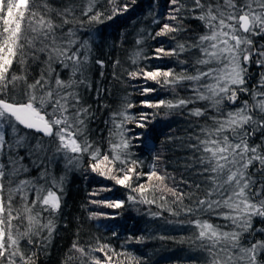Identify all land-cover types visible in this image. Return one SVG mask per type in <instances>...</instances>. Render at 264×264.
I'll return each mask as SVG.
<instances>
[{"label": "snow or ice", "instance_id": "obj_1", "mask_svg": "<svg viewBox=\"0 0 264 264\" xmlns=\"http://www.w3.org/2000/svg\"><path fill=\"white\" fill-rule=\"evenodd\" d=\"M135 3L106 0L105 8L101 0H85L77 16L72 7L56 8L49 0H0V264H37L39 251L46 250L53 238L61 209L64 178L52 166L62 161L65 168H78L85 156L92 172L129 190L128 202L154 204L149 192L169 193L175 207L168 206L163 194L160 207L189 218L207 264H264V238H260L264 228L253 226L254 219L264 221V44L256 39L264 38V0H168L163 22L153 16L159 30L149 35L153 40L169 37L175 46L166 49L161 41L153 57L142 56V50L133 54L143 59L174 57L187 65L179 72L137 68L128 73L174 95L170 100H142L141 106L186 110L192 118L187 147L194 159L186 167L195 165L201 180L182 181L191 189L187 192L165 183L174 181L171 174H160L155 164L145 173L143 161L133 158V140L141 142L135 146L148 148L147 127L154 114L131 115L129 109L136 105L126 102L113 114L118 140H109L108 152L101 154L87 139L92 113L83 102V92L92 87L88 74L93 37L85 26L111 21ZM192 19L201 22L203 34L193 42L177 41L179 34L189 31L186 21ZM184 53L189 57L179 59ZM95 63L104 65L99 59ZM32 65L39 71L29 82ZM252 65L261 71L249 86ZM177 88L188 95L180 97ZM156 91L145 86L140 94ZM241 94L248 99L237 103ZM128 123L145 132L127 136L132 131L126 128ZM256 173L262 179H256ZM141 177L147 178L148 187L139 183ZM111 190L101 188L93 195ZM92 203L113 209L125 205L124 200L108 198ZM102 217L115 218L91 214L93 219ZM72 250L80 254V264H123L121 257L139 264L131 253L117 252L99 239L87 250L74 242Z\"/></svg>", "mask_w": 264, "mask_h": 264}, {"label": "trees", "instance_id": "obj_2", "mask_svg": "<svg viewBox=\"0 0 264 264\" xmlns=\"http://www.w3.org/2000/svg\"><path fill=\"white\" fill-rule=\"evenodd\" d=\"M49 2L56 8L72 7L77 16L85 5V0H49ZM101 2L107 8L106 0ZM167 3L168 0H136L127 13L118 15L103 24L85 26V30L93 37L92 64L88 74L92 87L91 90L83 92V102L89 106V111L92 113L86 135L93 146L98 147L101 154H104L109 151V140L113 142L118 140V136L114 135L117 129L113 122V114L121 111L126 102L136 105L129 109L131 115L154 114L150 116L147 127L148 148L135 146L141 142L133 140L134 146L131 148L133 158L143 161L142 171L145 173L150 172L151 165L155 164L160 174L163 175L165 171L171 174L175 178L174 181L166 180L165 183L169 187H176L177 190L187 192L191 189L182 181L192 184L201 180L195 174V165L186 167L194 159L187 147L191 142L190 136L194 128L192 118L188 116L186 110L150 109L141 106L142 100H170L174 99V95L160 84L153 81L145 82L143 79H132L128 75L137 68H145L149 71L157 68L163 70L173 68L179 72L187 67V65L179 64L174 57L143 59L133 55L136 51L142 50V56L153 57L154 49L161 46V41L164 42L166 49L175 46L176 41L169 37L153 40L149 35L159 30L160 24L152 23L153 16L163 22L161 14L166 11ZM186 24L189 26V31L179 34L177 41L193 42L198 35L203 34L204 27L200 21L192 19L186 21ZM138 39H142L143 43L138 45L136 43ZM256 39L264 44V38ZM188 57L189 53H184L179 59ZM97 59L104 61L102 68L95 63ZM133 59L136 63H133ZM13 68L19 74L20 69L15 64ZM38 71L39 67L32 65L29 82ZM248 71L251 77L249 86H251L258 80L261 69L252 65ZM145 86L156 88L157 91L148 96H142L140 91ZM177 92L180 97L188 95L187 91L181 88H177ZM245 99L248 97L241 94L237 103ZM189 107L192 106L189 105ZM126 128L132 129L126 132L129 137L145 132V129L137 128L135 123H128ZM260 135V133L257 134L256 142H259ZM154 156L160 159L154 160ZM52 167L58 177L64 178L61 209L55 221L56 231L53 233V238L46 250L39 251L37 264H80V254L72 250L73 243L87 250L88 245L95 244L97 239L101 243L110 244L117 252L131 253L139 260V264H207V256L201 250L200 242L196 240V230L187 223L189 218L184 215H172L167 211V206L160 207L164 204V201L159 199L162 194L167 197L168 206L175 207L170 203L172 197L169 193L153 190L148 193V197L155 198L156 203L133 204L127 201L128 189L115 185L114 181L91 171L87 156L82 159L78 168H65L62 161ZM255 178L262 179L259 173H256ZM139 183L149 186L146 177H141ZM109 187L111 191L93 195L101 188ZM105 198L124 200L125 205L122 208L113 209L92 203L94 200L99 201ZM185 203L187 204L188 201L185 200ZM92 213H106L115 218L93 219ZM152 213H160V215L154 216ZM202 218L210 219V222L214 224L221 223L214 216ZM253 226L264 228V221L254 219ZM113 231L117 235L113 236ZM25 244L26 241L22 242L21 246L24 247ZM96 255L103 259L102 254L96 253ZM70 256L73 259L69 260ZM121 260L123 264H135V261L123 257Z\"/></svg>", "mask_w": 264, "mask_h": 264}]
</instances>
